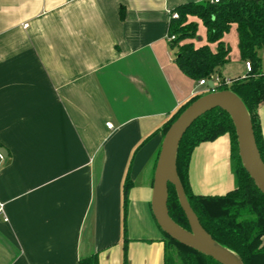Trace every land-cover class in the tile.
I'll list each match as a JSON object with an SVG mask.
<instances>
[{
  "label": "crops",
  "instance_id": "crops-1",
  "mask_svg": "<svg viewBox=\"0 0 264 264\" xmlns=\"http://www.w3.org/2000/svg\"><path fill=\"white\" fill-rule=\"evenodd\" d=\"M187 1L206 0H0V264H79L95 252L123 264L127 172L128 263L163 264L151 209L163 135L137 146L206 88L168 39ZM236 42L227 79L245 69ZM258 113L264 138V102Z\"/></svg>",
  "mask_w": 264,
  "mask_h": 264
},
{
  "label": "trees",
  "instance_id": "trees-1",
  "mask_svg": "<svg viewBox=\"0 0 264 264\" xmlns=\"http://www.w3.org/2000/svg\"><path fill=\"white\" fill-rule=\"evenodd\" d=\"M174 13L177 15L173 16ZM196 19L201 21L207 31L206 42L198 45L194 41L199 28ZM232 27L237 32L239 56L244 62L250 61L251 70L244 76L227 79L221 75V68L230 59L231 47L223 38ZM168 35L174 36L169 42L175 48V61L179 69L195 81L205 79L206 88L181 103L162 126L142 139L137 148L158 133L164 137L171 124L199 96L213 90L230 89L243 100L249 111L258 150L264 161V138L258 113L259 105L264 102V0L180 3L171 12ZM216 75L219 81L209 83ZM223 135L229 138V157L236 186L223 194L196 193L191 181L193 153L200 144L213 142ZM159 151L160 149L158 154ZM176 166L188 201L211 237L238 254L244 264H264V194L242 166L235 127L225 110L213 108L190 125L180 141ZM131 188L132 180L127 172L123 185V264H129L126 219ZM168 188L170 216L189 230L190 225L179 203L176 189L173 184H169ZM159 229L164 241L163 264H180L177 256L182 264H222L173 239L160 227ZM79 264H100L99 252L82 257Z\"/></svg>",
  "mask_w": 264,
  "mask_h": 264
},
{
  "label": "water",
  "instance_id": "water-1",
  "mask_svg": "<svg viewBox=\"0 0 264 264\" xmlns=\"http://www.w3.org/2000/svg\"><path fill=\"white\" fill-rule=\"evenodd\" d=\"M222 108L231 117L237 136L242 166L264 194V161L255 139L249 111L243 100L232 90L207 92L191 102L165 133L154 171L151 209L159 227L180 243L213 257L222 264H244L238 254L218 243L203 228L186 196L177 173L176 159L180 141L190 125L205 112ZM3 156L4 150L0 147ZM173 184L190 229L176 223L169 213L168 185Z\"/></svg>",
  "mask_w": 264,
  "mask_h": 264
},
{
  "label": "rangeland",
  "instance_id": "rangeland-1",
  "mask_svg": "<svg viewBox=\"0 0 264 264\" xmlns=\"http://www.w3.org/2000/svg\"><path fill=\"white\" fill-rule=\"evenodd\" d=\"M235 29H231L228 42L232 51L237 48V34L233 36ZM245 64V62H244ZM264 71V57L262 58ZM245 69L239 73L242 76ZM194 167L192 168V186L196 193L223 194L236 186L232 162L229 157V138L223 135L216 142L199 148L195 154ZM177 261L182 264L180 259Z\"/></svg>",
  "mask_w": 264,
  "mask_h": 264
},
{
  "label": "built area",
  "instance_id": "built-area-1",
  "mask_svg": "<svg viewBox=\"0 0 264 264\" xmlns=\"http://www.w3.org/2000/svg\"><path fill=\"white\" fill-rule=\"evenodd\" d=\"M211 1H218V0H211ZM172 15H173V16H176L177 14L174 13V14H172ZM173 38H174L173 35H172V36H169V35H168V39H169V40H171V39H173ZM263 54H264V52H263ZM245 69H246L247 72L251 70V63H250V61H245ZM212 79L214 80L215 83H217V82L219 81V77H218L217 75H216V76H213ZM199 83H200V84H206L207 81H206L205 79H201V80H199ZM213 91H214V90H213ZM106 126H107L108 128H113V124H112L111 122H107V123H106ZM0 159H1V160L4 159V156H3L1 153H0Z\"/></svg>",
  "mask_w": 264,
  "mask_h": 264
}]
</instances>
